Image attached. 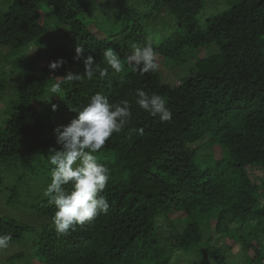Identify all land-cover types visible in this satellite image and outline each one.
<instances>
[{
  "label": "trees",
  "instance_id": "obj_1",
  "mask_svg": "<svg viewBox=\"0 0 264 264\" xmlns=\"http://www.w3.org/2000/svg\"><path fill=\"white\" fill-rule=\"evenodd\" d=\"M7 1L0 54L14 56L6 68L16 85L0 127V234L12 240L0 264H230L237 246L247 264H264V0ZM149 42L158 64L182 66L199 52L193 73L175 85L160 65L134 72L124 58ZM77 46L101 68L113 48L123 70L61 83L54 95L57 77L84 72ZM211 46L218 51L203 57ZM138 88L162 96L172 121L140 109ZM97 92L132 110L95 153L110 171L102 193L110 207L57 236L55 206L43 196L49 148L59 147L54 129Z\"/></svg>",
  "mask_w": 264,
  "mask_h": 264
},
{
  "label": "clouds",
  "instance_id": "obj_2",
  "mask_svg": "<svg viewBox=\"0 0 264 264\" xmlns=\"http://www.w3.org/2000/svg\"><path fill=\"white\" fill-rule=\"evenodd\" d=\"M84 53L83 47H76L74 59H83L84 72L80 74L69 71L67 75L57 77L51 86L54 95L61 92V83L80 82L85 78L91 80L97 72L103 78L109 68L116 73L123 70L121 56L113 48L103 50L106 68H101L92 55L85 58ZM158 56L149 42L143 46L133 45L132 54L124 59L134 72L144 75L159 70ZM64 63L63 58L52 61L49 68L55 71ZM167 63L174 64L165 61V65ZM181 83L182 80L176 85ZM135 96V103L140 109L158 117L162 123L172 121L173 113L162 96L149 94L143 88L136 89ZM52 108L53 111L57 110L56 105ZM77 112V117L70 123L54 129L56 145L59 147H50L47 156L51 182L43 189V196L55 206L52 222L57 236H67L77 225L90 224L101 213L108 212L110 205L102 193L110 179V171L95 153L105 146L114 133H120L132 116L128 100L110 103L102 92L92 95L88 103ZM65 185H70L71 190H67ZM11 240L10 234H0V249L7 248Z\"/></svg>",
  "mask_w": 264,
  "mask_h": 264
},
{
  "label": "rangeland",
  "instance_id": "obj_3",
  "mask_svg": "<svg viewBox=\"0 0 264 264\" xmlns=\"http://www.w3.org/2000/svg\"><path fill=\"white\" fill-rule=\"evenodd\" d=\"M9 3H10V1L2 0V3H0V6H6L7 7L9 5ZM101 12L103 13V11H101ZM94 20H96V19H94ZM92 22H95V21L92 20ZM98 24H99L98 22H96V24L93 23V25L91 26L90 29L92 31H94V29H96L95 25H98ZM44 43H46V42H44ZM1 49L2 48L0 47V51H1ZM32 49L33 48H31V50ZM33 50L35 51V48ZM217 51H218V49L216 47L211 46L207 50L202 51L203 52L202 56L207 57L209 54L216 53ZM25 53H26V51L22 50L21 54H18V55H27ZM197 54H199V52H195V51H193V53L189 54V56L187 57V60L188 61L193 60V61L192 62H186L182 66H175L172 63H167V65H165L164 60H162V58H160L159 65L161 66V72L165 76V80L172 82L173 84L176 85L177 83H180L181 80L185 79V77L187 75H189L190 73L192 74L194 69H195V68H193L194 61L199 59L197 57ZM11 60H14V56H11L10 54H7V53L6 54H0V127L2 126L4 121H6V118H8V114H7L6 110L8 109V107L10 105V101L13 99L12 97H14L13 92H14L15 85H16V82L13 80L14 74L13 73L11 74V69L8 71V69L6 68V64H11L10 63ZM12 69H14V68H12ZM256 171L257 172L259 171L260 174L262 175V171L257 170V169H256ZM254 176L258 177L257 174H254ZM260 178H262L261 181L264 180L263 177H260ZM34 183L35 182L29 183L27 185L29 190L33 189ZM39 184L45 185L46 180L43 177H40L39 178ZM24 189H26V186L24 187ZM4 202L5 201L0 200V211L5 210V206L3 205ZM217 242H218V237H215L214 243H217ZM241 249H242L241 246H237L234 249V251L229 255V263L230 264H247L248 263V261L246 259H244ZM5 256L6 255L4 253H0V262L1 261L3 262V258Z\"/></svg>",
  "mask_w": 264,
  "mask_h": 264
}]
</instances>
